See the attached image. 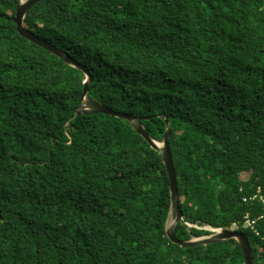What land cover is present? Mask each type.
<instances>
[{
    "label": "trees",
    "instance_id": "obj_1",
    "mask_svg": "<svg viewBox=\"0 0 264 264\" xmlns=\"http://www.w3.org/2000/svg\"><path fill=\"white\" fill-rule=\"evenodd\" d=\"M20 1L0 0V264H246L235 239L169 241L161 156L123 118L75 117L84 75L18 33ZM24 24L91 99L169 129L177 238L238 229L264 264V0H45Z\"/></svg>",
    "mask_w": 264,
    "mask_h": 264
},
{
    "label": "water",
    "instance_id": "obj_2",
    "mask_svg": "<svg viewBox=\"0 0 264 264\" xmlns=\"http://www.w3.org/2000/svg\"><path fill=\"white\" fill-rule=\"evenodd\" d=\"M45 1V0H21L18 3L16 8V16H15V23L17 26L18 33L24 37L25 39L29 40L30 42L44 48L46 51L50 52L51 54L57 56L64 64L71 66L79 71H81L84 75L83 81V90L79 98L80 106L76 110L75 117L80 115H92L98 114L107 115L113 118H123L130 122L133 129L141 136L148 145L156 152L159 153L161 156L162 162L167 169L168 178H169V192H170V202L173 212H175V219H172V216L169 218V222L166 228V235L169 241L182 248V249H190V248H197V247H208L215 244H220V242H225L231 239H235L242 250L244 255V259L246 264H255V260L253 257V251L250 246L248 237L238 229H226L220 228V230H213L210 236L200 238L197 240L185 242L181 241L176 236V230L178 225L183 221V213L180 208L179 204V195H178V183L177 177L174 169L173 158L171 155L170 148L168 147V140H169V129L167 130V134L165 136L164 142L157 143L154 141L150 135L147 133L146 129L144 128L142 121H146L149 119L138 118L134 115L121 112V111H114L105 105L96 102L95 100L91 99L88 96V88L92 82L93 76L90 74L88 69L78 63L75 59L70 57L66 51L63 49L58 48L54 44L38 37L31 31L27 29L24 24L25 18L27 14L34 8L38 3ZM167 122V126H168Z\"/></svg>",
    "mask_w": 264,
    "mask_h": 264
},
{
    "label": "bare ground",
    "instance_id": "obj_3",
    "mask_svg": "<svg viewBox=\"0 0 264 264\" xmlns=\"http://www.w3.org/2000/svg\"><path fill=\"white\" fill-rule=\"evenodd\" d=\"M79 63V62H78ZM141 137V136H140ZM164 165V164H163ZM165 167V166H164ZM166 168V167H165ZM175 169V168H174ZM166 171H167V169H166ZM175 173H176V171H175ZM168 174V173H167ZM186 226L187 227H189V228H194L195 226H193V225H190V224H186ZM202 238H204V237H202ZM197 239H200V238H197ZM197 239H193V240H197ZM193 240H191V241H193ZM189 242V241H188Z\"/></svg>",
    "mask_w": 264,
    "mask_h": 264
},
{
    "label": "rangeland",
    "instance_id": "obj_4",
    "mask_svg": "<svg viewBox=\"0 0 264 264\" xmlns=\"http://www.w3.org/2000/svg\"><path fill=\"white\" fill-rule=\"evenodd\" d=\"M161 144H162V143H161ZM263 206H264V203H263ZM172 219H173V218H172ZM171 222H172V221H170V223H168V224H171ZM246 225H249V223H247ZM206 230H209V231L213 232L212 229H206ZM205 237H207V236H205Z\"/></svg>",
    "mask_w": 264,
    "mask_h": 264
},
{
    "label": "built area",
    "instance_id": "obj_5",
    "mask_svg": "<svg viewBox=\"0 0 264 264\" xmlns=\"http://www.w3.org/2000/svg\"><path fill=\"white\" fill-rule=\"evenodd\" d=\"M247 199L246 198H243L242 201L245 202ZM252 200V199H251Z\"/></svg>",
    "mask_w": 264,
    "mask_h": 264
}]
</instances>
